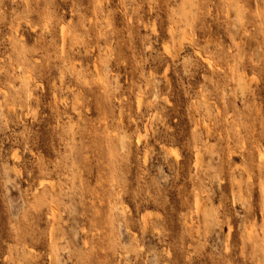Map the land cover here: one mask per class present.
<instances>
[{"label":"rangeland","instance_id":"374dc122","mask_svg":"<svg viewBox=\"0 0 264 264\" xmlns=\"http://www.w3.org/2000/svg\"><path fill=\"white\" fill-rule=\"evenodd\" d=\"M263 186L264 0H0V264H264Z\"/></svg>","mask_w":264,"mask_h":264},{"label":"bare ground","instance_id":"6f19581e","mask_svg":"<svg viewBox=\"0 0 264 264\" xmlns=\"http://www.w3.org/2000/svg\"><path fill=\"white\" fill-rule=\"evenodd\" d=\"M62 29H63V30H62V31H63V38H62L63 41H62V45H63V44L65 43V41H66V32H65L64 28H62ZM167 46H168V45H165V46H164V47H165V48H164V51H165V49H167V48L169 47V46H168V47H167ZM166 47H167V48H166ZM62 48H63V46H62ZM167 50H168V49H167ZM165 53H166V52H165ZM167 54H169L168 51H167ZM170 150H171V149H170ZM174 154H177V152L175 151ZM172 155H173V154H172ZM177 155H179V154H177ZM249 177H250V176H249ZM250 178H251V177H250ZM251 180H252V178H251ZM263 189H264V186H263ZM197 203H198V201H197ZM231 228H232V227L230 226V227H229V230H228L229 235H230V231H232ZM233 230H234V229H233ZM231 233H232V232H231ZM229 235H228V236H229ZM260 236H261V235H260V233H259V234L257 235L256 238H259ZM229 237H230V236H229ZM252 237H255V236H252ZM228 240H229V238H228ZM70 258H72V257H70Z\"/></svg>","mask_w":264,"mask_h":264}]
</instances>
